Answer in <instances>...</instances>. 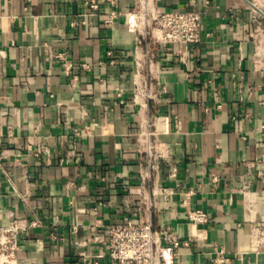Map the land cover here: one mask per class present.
<instances>
[{"label": "crops", "instance_id": "crops-1", "mask_svg": "<svg viewBox=\"0 0 264 264\" xmlns=\"http://www.w3.org/2000/svg\"><path fill=\"white\" fill-rule=\"evenodd\" d=\"M86 1L0 0V226L29 225L20 261L108 264L109 227L155 183L173 190L153 222L178 264H264V0H159L201 12L203 38L160 46L151 68L135 0Z\"/></svg>", "mask_w": 264, "mask_h": 264}, {"label": "built area", "instance_id": "built-area-1", "mask_svg": "<svg viewBox=\"0 0 264 264\" xmlns=\"http://www.w3.org/2000/svg\"><path fill=\"white\" fill-rule=\"evenodd\" d=\"M107 1L114 4L113 0ZM86 6L91 10H98L100 0H87ZM108 15L106 23L112 25L121 13L112 11ZM125 15L129 32L136 36L140 44L145 45L144 59L149 62V68L155 52L162 45L180 44L188 48L202 42L204 17L199 11H164L159 6V0H135L134 7ZM109 55L114 56V52L109 51ZM60 58L66 70L70 71L72 66L68 65L65 57ZM153 151L154 147L149 142L146 150L149 163L146 172L141 174L144 184L152 182L151 170L155 167L152 161L156 159ZM177 173L178 169L174 168L172 175L176 176ZM152 184V193L147 196L143 194L138 219L124 217L121 222L109 227L108 264H178L179 238L171 228L156 226L153 222L159 199L168 200L173 195V190ZM189 217L196 225L208 221L207 214L200 210L190 212ZM28 226L24 219L19 218H14L6 226H0V264H23L19 258L22 250L20 235ZM83 257L86 264H99L98 261L88 260L85 255ZM223 261L222 258H217L213 264H221Z\"/></svg>", "mask_w": 264, "mask_h": 264}]
</instances>
